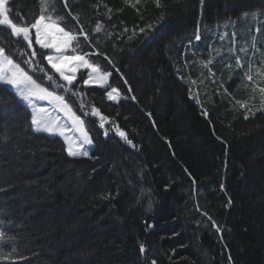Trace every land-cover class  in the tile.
Segmentation results:
<instances>
[{"label": "trees", "instance_id": "1", "mask_svg": "<svg viewBox=\"0 0 264 264\" xmlns=\"http://www.w3.org/2000/svg\"><path fill=\"white\" fill-rule=\"evenodd\" d=\"M8 7L19 26L43 9L77 36L69 53L111 75L84 86L82 71L79 98L55 89L84 120L87 157L36 132L30 109L0 88V264H264V0ZM9 31L0 41L30 54ZM33 47V63L63 83Z\"/></svg>", "mask_w": 264, "mask_h": 264}, {"label": "snow or ice", "instance_id": "2", "mask_svg": "<svg viewBox=\"0 0 264 264\" xmlns=\"http://www.w3.org/2000/svg\"><path fill=\"white\" fill-rule=\"evenodd\" d=\"M156 3L157 6H160V0H156ZM3 4L4 0H0V29L10 30L9 34L25 42L26 48L31 49V52L29 54L27 51H21L19 48L14 49L4 44L3 41H0V44L4 45L0 46V88L12 92L17 103L31 110V124L35 126L36 131L46 132L52 136L59 135L64 137L67 144L66 153L69 157L89 156L86 145H92L93 142L88 131L85 129L84 121L72 110L71 105L67 102L64 95H59L57 91H50L49 89L54 88L66 92L70 96L79 98L83 94L72 91L74 86L73 82L77 80L76 73L78 69L83 68L89 70L87 72V79H83V75L80 77L84 85L99 84L100 87L108 84V77L111 73H105L103 76H100L98 74V68L90 64L84 56L66 55L68 51H74L72 45L73 41H77V36L69 31H65L50 15L45 17L43 9L39 18L34 23H31L30 26H17L9 17V9L3 7ZM46 20L47 22H45ZM20 22L21 24L26 23L22 17L20 18ZM100 29L101 25L98 24L95 31L99 32ZM33 30L35 44L41 50V57L46 60L47 64L51 66V69L55 70V73L59 74V78L63 83H57L55 76L48 74L46 69L40 65L39 60H36L35 64L33 63V58L37 57V50L33 47ZM80 35L87 38V34L82 31ZM199 38V36L196 37V39ZM6 48L8 50L7 52L5 51ZM45 50H49L47 55L44 54ZM13 56L20 59V62L17 63L12 58ZM239 63L240 61L237 59V64L239 65ZM21 64L24 67H21ZM61 65L64 66L62 67ZM25 68L33 74L29 75V71H25ZM37 74L40 75L41 82H37L33 78ZM247 79L251 81L253 78L249 75ZM45 82L48 83V87L43 86ZM117 91V89L113 88L107 92V98L109 100H117L118 97L113 95ZM260 91L264 92V89H260ZM132 99H135V97H132ZM40 101L51 102L54 105L53 110L58 113H64L71 119L72 123L67 126L61 124L59 115L53 116L49 108L42 106L39 103ZM80 107H83L82 102ZM92 115L99 116V127L103 129L107 117L100 115L99 109H93ZM149 115L151 114L149 113ZM70 130L77 134V139H73L69 135ZM116 131L128 144H132V141L128 140L125 132L121 131L118 127ZM104 135H108L106 129ZM6 239V234L0 231V247L6 243ZM140 250L142 252L144 251L142 245ZM152 264H155V261Z\"/></svg>", "mask_w": 264, "mask_h": 264}, {"label": "rangeland", "instance_id": "3", "mask_svg": "<svg viewBox=\"0 0 264 264\" xmlns=\"http://www.w3.org/2000/svg\"><path fill=\"white\" fill-rule=\"evenodd\" d=\"M11 0H4V4H3V7H5V8H9L8 7V4H9V2H10ZM9 14V17H10V13H8ZM10 19H11V17H10ZM45 22H47V21H45ZM17 26H19V25H17ZM33 43L35 44V40H34V30H33ZM36 45V44H35ZM39 47V46H38ZM47 52L49 51V50H46ZM66 55H68V56H73V55H76V56H84V55H78V54H75V53H69V52H67L66 53ZM85 57V59H87L86 58V56H84ZM88 61V60H87ZM73 63H75V62H73ZM50 66V65H49ZM62 67L64 66V65H61ZM22 67V66H21ZM51 67V66H50ZM25 71H27V69H25ZM55 71V70H54ZM82 71H84V72H86L85 74H86V77H85V79H87L88 78V75H87V72L89 71V70H86V69H83V68H80V69H78V71H77V73H76V75H77V78L78 77H80V73L82 72ZM98 74L100 75V76H103V74L98 70ZM29 75H31L30 73H29ZM94 75H96V74H94ZM34 78V77H33ZM108 81H109V77H108ZM63 82V81H62ZM84 85V84H83ZM93 85H95V86H99V84H93ZM84 86H92V85H84ZM106 86V85H105ZM55 90V89H54ZM50 91H52V90H50ZM58 94V93H57ZM61 95H64V94H61ZM113 95L114 96H117L118 97V99L120 98V95H118V93L116 92V93H113ZM65 96V95H64ZM117 99V100H118ZM116 101V100H115ZM42 106H45V107H48L49 108V110L52 112V114H53V116H56V115H59V117H60V123L61 124H63V125H70L71 123H72V121H71V119L68 117V116H66L64 113H58L57 111H54L53 109H54V105L51 103V102H49V101H40L39 102ZM73 110V109H72ZM74 111V110H73ZM75 112V111H74ZM76 113V112H75ZM81 118V117H80ZM82 119V118H81ZM83 120V119H82ZM84 121V120H83ZM84 126H85V123H84ZM33 129L35 130V126H33ZM85 129H86V126H85ZM87 130V129H86ZM36 131V130H35ZM36 132H38V131H36ZM39 133H44V134H47V135H49L48 133H46V132H42V131H40ZM89 134V133H88ZM69 135H71L72 137H73V139H77V134L75 133V132H73V131H71L70 130V132H69ZM50 136H52V135H50ZM56 137H59L60 139H62L63 140V142L65 143V146L67 147V144H66V141H65V139H64V137H62V136H59V135H55ZM90 136V135H89ZM93 142V141H92ZM93 148V143H92V145H86V150H88L89 151V153H90V151H91V149Z\"/></svg>", "mask_w": 264, "mask_h": 264}]
</instances>
